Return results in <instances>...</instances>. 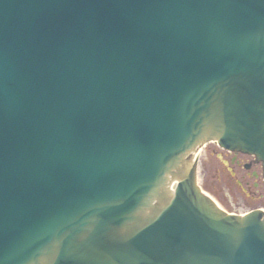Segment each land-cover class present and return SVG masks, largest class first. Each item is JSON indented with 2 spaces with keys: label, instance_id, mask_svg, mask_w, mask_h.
Segmentation results:
<instances>
[{
  "label": "water",
  "instance_id": "1",
  "mask_svg": "<svg viewBox=\"0 0 264 264\" xmlns=\"http://www.w3.org/2000/svg\"><path fill=\"white\" fill-rule=\"evenodd\" d=\"M209 141L264 181V0H0V264H264Z\"/></svg>",
  "mask_w": 264,
  "mask_h": 264
},
{
  "label": "flooded vegetation",
  "instance_id": "2",
  "mask_svg": "<svg viewBox=\"0 0 264 264\" xmlns=\"http://www.w3.org/2000/svg\"><path fill=\"white\" fill-rule=\"evenodd\" d=\"M224 151H225L224 162L228 167L234 170L233 172L230 173H232L233 180L236 182L237 186L241 189L242 196H244L245 198L248 197L250 198V200L254 199L255 195L251 189V186L253 187L257 186V183L255 182L256 179L262 180L260 164L257 161H255L254 157L251 155L244 154L241 152L228 151V150H224ZM241 169L243 170V174L239 173L240 178H238L237 170H241ZM244 189L246 190L248 189V192H245V195H244V191H245ZM255 207L258 206L254 205L248 208V210Z\"/></svg>",
  "mask_w": 264,
  "mask_h": 264
}]
</instances>
